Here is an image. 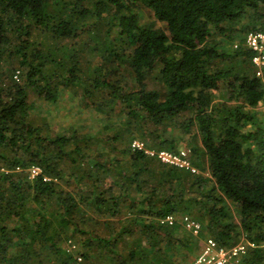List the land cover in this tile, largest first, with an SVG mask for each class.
<instances>
[{
	"label": "trees",
	"instance_id": "obj_1",
	"mask_svg": "<svg viewBox=\"0 0 264 264\" xmlns=\"http://www.w3.org/2000/svg\"><path fill=\"white\" fill-rule=\"evenodd\" d=\"M263 30L264 0H0V264H187L207 237L264 264V64L245 43ZM237 31L230 50L215 40ZM70 89L99 135L33 121L31 92L55 104ZM134 139L184 141L198 172ZM85 208L111 221L92 229Z\"/></svg>",
	"mask_w": 264,
	"mask_h": 264
},
{
	"label": "rangeland",
	"instance_id": "obj_2",
	"mask_svg": "<svg viewBox=\"0 0 264 264\" xmlns=\"http://www.w3.org/2000/svg\"><path fill=\"white\" fill-rule=\"evenodd\" d=\"M141 18L143 21H146L148 23H154L157 26H161L162 23L154 20L150 14L147 11L142 12ZM241 24L238 23L235 25L236 29H240ZM249 33V32H248ZM242 33L240 31H237L235 39L228 41L224 38V36L217 34L215 40L218 42H221L220 45L224 48V50H230L233 47V44L237 43V40H239L242 37ZM86 35L81 36V42L87 40ZM80 42V43H81ZM246 43V42H245ZM85 56L90 57L89 55L85 54ZM261 64V63H260ZM18 73V72H16ZM149 83L153 86H157L156 81H153L149 79ZM157 88H159L157 86ZM80 93L77 92L76 89H70L66 91L61 99L55 103L52 104L50 102H47L43 99H40L38 95L35 93H30L29 100L31 103H33V108L31 111V116L33 118V121L38 124H44L47 126V129L49 130V133L51 134H66V133H72L76 132L78 134H90V135H99L97 133L98 130H101V116L95 117L94 115V107L93 104L85 103L80 98ZM103 95H99L95 98V102L99 103L103 101ZM261 106L260 108H262ZM110 132V131H108ZM108 132H104L102 135H105ZM94 143H96L95 138L93 139ZM99 146V145H98ZM187 148L185 146L184 141H179L177 143V150ZM165 149V148H164ZM206 174V171L204 172ZM84 212L89 214L91 216V220L88 221V226L92 229H96L97 231H101V225L99 224L102 220H107L110 218L106 217L105 215L97 214V212H94L90 208H85ZM93 214V215H91ZM196 236V235H195ZM80 237L76 238V240H73V242L68 244V248L71 249H79L83 251L84 248L80 245ZM79 241V242H78ZM203 239L200 241L199 248L194 250V254H191L187 258V264L191 262V260L196 256V254L200 251L201 244ZM86 249V248H85ZM80 250V251H81ZM77 259L80 260V257L77 255Z\"/></svg>",
	"mask_w": 264,
	"mask_h": 264
},
{
	"label": "built area",
	"instance_id": "obj_3",
	"mask_svg": "<svg viewBox=\"0 0 264 264\" xmlns=\"http://www.w3.org/2000/svg\"><path fill=\"white\" fill-rule=\"evenodd\" d=\"M245 42L250 49L255 51L253 62L257 66L263 65L264 30L247 33ZM131 148L134 150H141L150 156H154L163 164L185 169L192 173L198 172V169L191 162L190 150L187 148H182L177 151L167 149L155 150L148 148L145 143L139 139H134L131 142ZM27 171L30 177H34L41 172L40 168L37 166H31ZM175 220V215L170 214L162 218L161 223L172 224ZM180 221L183 227L193 235L199 234L201 225L198 221L188 215L181 216ZM247 249L248 243L243 239L233 245L224 246L219 244L212 237H207L203 239L200 251L189 264H247L244 260Z\"/></svg>",
	"mask_w": 264,
	"mask_h": 264
}]
</instances>
